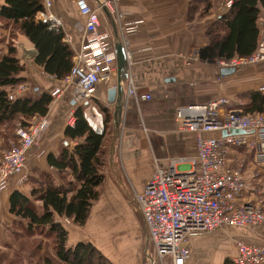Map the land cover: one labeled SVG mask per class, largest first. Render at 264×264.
<instances>
[{
    "label": "crops",
    "instance_id": "crops-1",
    "mask_svg": "<svg viewBox=\"0 0 264 264\" xmlns=\"http://www.w3.org/2000/svg\"><path fill=\"white\" fill-rule=\"evenodd\" d=\"M87 1L92 8L98 5V0ZM51 2L53 13L63 21L65 42L75 55L85 40V20L74 0ZM194 2L195 0H122L120 4V10L132 15L142 28L128 34L132 55L120 82L116 76L110 84H101L95 101L112 113L114 123V112L118 104H110L107 96L109 89L120 85L121 117L125 121V127L117 147L115 143V146H110L109 162L103 170L105 181L99 201L94 205L86 225L83 228L72 227L70 230V245L80 241L90 242L112 264H151L149 259L147 263V254L152 255L154 252L148 241V230L140 212L133 208L131 200L136 193L143 190L157 167L168 169L182 160L176 163L180 172L194 169L196 135L177 130V109L205 104L219 97L228 98L232 105H237L235 101H238L241 94L264 88V63L222 76L215 61L209 63L200 60V57L196 59L195 54H199L200 49L209 44L207 30L230 7L226 5L227 0H224L211 17L201 18L199 14L191 11ZM100 19L116 46L121 45V31L114 17L104 10ZM9 35L10 30L0 22V59L8 52ZM259 40L264 41V18ZM16 46L18 57L25 66L23 76L29 80L24 84L28 86V90L22 97L37 98L44 92H51L53 85L47 74L35 64L37 52L34 46L21 34L17 38ZM130 73L136 77V96L128 97ZM171 79L174 81L168 82ZM147 96L151 99L147 100ZM76 109L69 93H65L49 107L47 117L51 121V127L28 156L27 180L19 184L14 179L0 193V235L5 236L9 230H13L17 221L10 214L9 201L14 192L19 191L30 197L31 191L39 188L46 179L62 182L48 163V157L50 154L58 157L62 147L72 152L77 145L65 138L69 115ZM7 123L0 119V155L15 139L13 126L9 127ZM149 132L160 136L156 144L150 141ZM154 147L159 151L157 157L154 155ZM248 155L242 151L237 158L250 161ZM35 204L38 206V203ZM124 207L130 212L129 230H133L135 239L141 243L135 251L130 250L131 253L116 232L119 226H115L118 225V210ZM219 231L221 229L209 235L191 236V264H225L224 253L230 251L231 260L235 257V239L264 244V228L242 230V236L228 243V248L220 250L219 244L213 242L214 234ZM155 264L173 263L171 258H165Z\"/></svg>",
    "mask_w": 264,
    "mask_h": 264
},
{
    "label": "built area",
    "instance_id": "built-area-1",
    "mask_svg": "<svg viewBox=\"0 0 264 264\" xmlns=\"http://www.w3.org/2000/svg\"><path fill=\"white\" fill-rule=\"evenodd\" d=\"M121 1L98 0V5L92 8L87 0H74L85 20L84 43L75 53L74 66L66 78L58 80L47 75L53 85L50 107L69 93L75 107L83 108L86 121L97 133L104 131L103 116L95 104L98 89L101 84L114 81L118 70L116 44L104 29L101 14L107 10L114 17L128 66L132 55L128 34L142 28L132 15L120 10ZM226 5L230 7L231 2ZM37 21L51 31L63 32V21L53 13L51 0H44ZM195 57L198 60L199 54ZM260 63H264V41H259L257 50L248 58L215 61L219 70L236 71ZM135 78L131 73L128 76V97L136 96ZM27 90L28 86L22 85L9 99L21 97ZM242 107L243 103L232 105L228 98L219 97L177 109V130L196 135L194 169L180 172L176 163L182 160L168 169L157 167L133 199L153 247L154 253L148 257L151 264L165 258H171L173 264H191L190 238L194 234L224 228L246 231L264 228V113L246 115ZM74 114L70 113L68 126L75 124ZM50 127L47 116L35 118L28 126L22 123L16 126L15 139L0 155V193L14 179L19 184L27 180L28 156ZM232 130L245 134L231 135ZM242 151L251 156L250 161L237 158ZM234 249L233 264H264V244L235 239Z\"/></svg>",
    "mask_w": 264,
    "mask_h": 264
},
{
    "label": "trees",
    "instance_id": "trees-1",
    "mask_svg": "<svg viewBox=\"0 0 264 264\" xmlns=\"http://www.w3.org/2000/svg\"><path fill=\"white\" fill-rule=\"evenodd\" d=\"M223 1L195 0L191 11L199 13L201 18L209 17L217 12ZM227 2H231L229 11L218 16L207 30L209 44L199 51L200 60L204 62L248 58L258 48L264 0ZM43 3L44 0L0 2V22L10 30L12 38L7 54L0 59V119L8 122L9 127L13 126L14 131L16 121L28 126L35 118L47 116L52 102L51 92H44L37 98L21 96L9 99L10 94L29 82L23 76L25 66L18 57L16 42L19 34L34 46L37 52L35 64L45 74L63 80L74 66V53L65 42L64 32L51 31L46 24L37 21ZM238 98L244 102V114L264 113V92L248 91ZM96 105L99 106L98 103ZM101 112L105 115L104 131L99 134L86 121L83 108H77L75 124L65 129V138L77 145L72 152L62 147L58 157L49 155L48 163L61 183L46 179L39 188L31 191L30 197L19 191L11 195L10 214L17 219L14 226L21 228L28 238L26 242L19 243V250L29 256L16 258L20 264H30L33 259H37L33 264H112L90 242L80 241L70 245V230L72 227L83 228L86 225L94 205L101 197L105 181L103 170L110 153L106 139L110 136L113 115L104 107ZM35 235L50 241L53 256H37L42 244L35 242ZM29 246L33 249L29 250ZM2 260L0 258V263ZM225 264H229L228 261Z\"/></svg>",
    "mask_w": 264,
    "mask_h": 264
},
{
    "label": "rangeland",
    "instance_id": "rangeland-1",
    "mask_svg": "<svg viewBox=\"0 0 264 264\" xmlns=\"http://www.w3.org/2000/svg\"><path fill=\"white\" fill-rule=\"evenodd\" d=\"M197 14H199V13H197ZM211 16L212 15H210L209 17H211ZM11 39L12 38L9 35V43L11 42L10 41ZM235 102H237V104L238 103H244L243 101H239V100L235 101ZM95 104H96V101H95ZM100 107H101V105H99V106L97 105V109L100 112V114L103 116V121H104L105 115L101 112V109L103 107H101V108ZM119 122H120V127H119V135H118L116 142H115L116 147L118 145V142H120V139L122 137V131L124 130V127H125L124 126L125 121L123 120L122 117H120ZM19 123H21V122L16 121L14 123V127L17 126ZM126 124H127V122H126ZM148 134H149L150 141L151 142L153 141L154 144H156V142L160 139L159 138L160 136L156 135L153 132L152 133L149 132ZM109 135L110 136L107 137V139H106L107 145L112 146V142H113V139L115 136V124L114 123H112V125L110 126ZM115 144H114V146H115ZM154 155L156 157H157V155H159V151L155 147H154ZM106 160H107V164H108L109 154L107 155ZM131 204L133 205V208L137 211V207H136L133 199L131 200ZM129 215H130V212L125 207L122 210H118V213L116 215L118 225H115V226H119L118 230L116 232L119 235L121 242H123L124 246L129 249L128 252L131 253L130 250L135 251L141 243H140V240L135 239L136 236H135V233L133 232V230L132 229L129 230V225H130L129 223H131L130 222L131 217ZM113 225L111 224V226H113ZM243 231H246V230H243ZM243 231L241 230V232H240V229H234V228L221 229V231L214 234L213 242L219 244L220 250L226 249L229 247L228 243H231L233 241V239L242 236L241 234ZM12 233H14V234H12ZM212 233H214V232H212ZM212 233L203 234V235H209ZM26 240H28V238L21 231V228H18L15 226L13 227V230H9L5 234V236L0 235V258H3L2 263H0V264H9L10 262H13V264H18V263L20 264V262H18V259H16V258H23L24 256H26L24 258L29 257L28 255H25L23 253V251L19 250V246L21 245V244L19 245V243L21 241L26 242ZM34 240L36 243L42 244L41 250L38 251L39 252L37 255L38 257L43 258L45 255L53 256L54 251L52 250L50 241H48L44 237H39L37 235H35ZM28 245H30V244H28ZM214 246H215V244H214ZM144 247H145V245H144ZM32 249H33V247L29 246V250H32ZM226 251H228V249ZM17 253L20 255L19 257H17ZM221 253H222V251H221ZM230 253L231 252L228 251V252L223 254L225 256L224 260L228 261L229 264H233V261L231 260V258H229ZM27 254H28V252H27ZM149 255L150 254H147V263H148ZM33 260H35V261L32 262ZM33 260L30 261V264H33L37 261V259H33ZM221 260H223V257L221 258ZM24 264H26V263H24ZM27 264H29V263L27 262Z\"/></svg>",
    "mask_w": 264,
    "mask_h": 264
},
{
    "label": "water",
    "instance_id": "water-1",
    "mask_svg": "<svg viewBox=\"0 0 264 264\" xmlns=\"http://www.w3.org/2000/svg\"><path fill=\"white\" fill-rule=\"evenodd\" d=\"M116 55H117V66H118V70H117V76H118V80L120 82L122 76H123V72L125 71L128 63H127V57H126V53L125 50L123 48L122 45H117L116 46ZM209 63H214V61H211ZM236 72L235 69L233 68H228V69H221V75L222 76H228V75H232ZM170 81H174L173 79L168 80V82ZM108 102L110 104H118L117 109L114 112V123H115V136L112 142V146L114 145L118 135H119V127H120V117H121V104H122V87L119 85L116 88H111L108 91ZM101 134V133H99ZM231 135H244L245 132L241 131V130H232L230 132ZM223 136H227L226 132H223ZM111 146V147H112Z\"/></svg>",
    "mask_w": 264,
    "mask_h": 264
},
{
    "label": "bare ground",
    "instance_id": "bare-ground-1",
    "mask_svg": "<svg viewBox=\"0 0 264 264\" xmlns=\"http://www.w3.org/2000/svg\"><path fill=\"white\" fill-rule=\"evenodd\" d=\"M92 122V124H93V121H91Z\"/></svg>",
    "mask_w": 264,
    "mask_h": 264
}]
</instances>
